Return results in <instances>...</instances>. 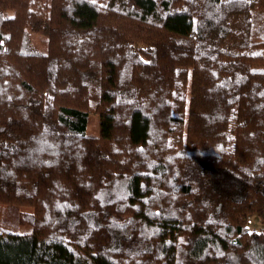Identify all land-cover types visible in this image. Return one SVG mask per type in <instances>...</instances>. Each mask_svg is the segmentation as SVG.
I'll return each mask as SVG.
<instances>
[{
  "label": "trees",
  "instance_id": "16d2710c",
  "mask_svg": "<svg viewBox=\"0 0 264 264\" xmlns=\"http://www.w3.org/2000/svg\"><path fill=\"white\" fill-rule=\"evenodd\" d=\"M3 206L0 264H264V0H0Z\"/></svg>",
  "mask_w": 264,
  "mask_h": 264
},
{
  "label": "rangeland",
  "instance_id": "374dc122",
  "mask_svg": "<svg viewBox=\"0 0 264 264\" xmlns=\"http://www.w3.org/2000/svg\"><path fill=\"white\" fill-rule=\"evenodd\" d=\"M11 12L8 13L10 15ZM88 135L98 134V116L96 114H91L89 116V123L87 127ZM255 218L251 220V223H255ZM257 227H261L258 225ZM25 229L24 225L19 222V209L16 206H3L1 219H0V230H10V231H22Z\"/></svg>",
  "mask_w": 264,
  "mask_h": 264
}]
</instances>
